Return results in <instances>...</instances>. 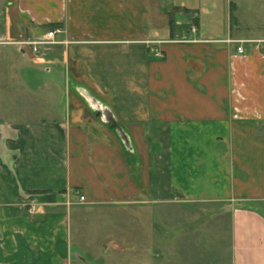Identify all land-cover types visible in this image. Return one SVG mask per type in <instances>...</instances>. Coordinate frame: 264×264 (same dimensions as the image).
I'll return each mask as SVG.
<instances>
[{"label": "crops", "instance_id": "obj_1", "mask_svg": "<svg viewBox=\"0 0 264 264\" xmlns=\"http://www.w3.org/2000/svg\"><path fill=\"white\" fill-rule=\"evenodd\" d=\"M240 2L0 0V46L63 27L80 43L28 61L81 81L54 119L0 109V264H264V38L234 34Z\"/></svg>", "mask_w": 264, "mask_h": 264}, {"label": "rangeland", "instance_id": "obj_2", "mask_svg": "<svg viewBox=\"0 0 264 264\" xmlns=\"http://www.w3.org/2000/svg\"><path fill=\"white\" fill-rule=\"evenodd\" d=\"M240 3L243 4V8L239 11H234L231 19L234 26V34L242 37L264 38V11H260L261 8L257 4L256 6L254 5L260 2L256 0H241ZM237 27L240 29L236 30ZM28 59L33 61L29 53L21 52L18 47L0 46V109L9 118H29V120L54 119L55 116H52L49 110L53 105L60 106V108L64 107L67 95L69 99V91L73 87L69 76L66 74L65 64L59 62V65H56L61 70L59 73L63 77V81L58 84L52 81L54 72L51 75L52 73H48L44 66L29 62ZM73 81H75L74 87L81 85V81ZM55 91L62 94L60 96L57 94L56 97ZM75 100L78 101L74 98ZM78 104L81 105V102L79 101ZM90 120L97 130L104 134L109 133L110 128L108 125L96 123L95 117H91ZM152 180L151 185L156 188L159 181L155 171L152 173ZM170 212L173 213L175 210L171 209ZM111 216L113 217V215ZM198 217L200 218V216ZM98 218L110 219L103 214L98 215ZM152 218L156 221L154 216ZM103 222L105 221H101V224L99 221L97 222L96 229H99V231L96 232L105 235L104 233L106 232L103 230L109 225H102ZM121 226L124 228L126 223L122 221ZM91 227L93 228V226ZM108 232L113 233L112 228ZM218 236H220L219 238L222 237L221 234ZM118 242L120 245L122 244V242ZM123 247H125V243H123ZM213 261L214 259L211 261L206 259L204 264H211ZM190 262L194 261L190 258ZM119 264H126L125 259L120 260Z\"/></svg>", "mask_w": 264, "mask_h": 264}, {"label": "built area", "instance_id": "obj_3", "mask_svg": "<svg viewBox=\"0 0 264 264\" xmlns=\"http://www.w3.org/2000/svg\"><path fill=\"white\" fill-rule=\"evenodd\" d=\"M67 35V31L63 27H54L47 30L42 35L35 38H23L19 41L13 42L12 44L18 47L20 51L29 53L32 58L36 61H43L48 53L57 46H73L79 44L80 42H75L69 38L60 39L62 36ZM179 43L185 42L182 40L177 41ZM243 40H227L226 43L229 44H243ZM150 43V42H147ZM239 54L243 53V47L239 46L237 48ZM155 56L159 59H163L165 56L162 52L157 50H152ZM81 201H85V197H81ZM31 214H35V210L30 211Z\"/></svg>", "mask_w": 264, "mask_h": 264}, {"label": "water", "instance_id": "obj_4", "mask_svg": "<svg viewBox=\"0 0 264 264\" xmlns=\"http://www.w3.org/2000/svg\"><path fill=\"white\" fill-rule=\"evenodd\" d=\"M25 53L24 51H21ZM72 87V91H73ZM98 117H102L103 122L109 126L110 130L113 131L123 142L126 149L132 153H135V148L132 143V140L128 134V132L123 128V126L119 123L116 119L115 115L113 114L112 110H100L97 114Z\"/></svg>", "mask_w": 264, "mask_h": 264}]
</instances>
